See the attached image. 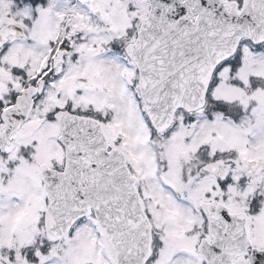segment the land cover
I'll list each match as a JSON object with an SVG mask.
<instances>
[{
    "label": "snow or ice",
    "instance_id": "6c2138e0",
    "mask_svg": "<svg viewBox=\"0 0 264 264\" xmlns=\"http://www.w3.org/2000/svg\"><path fill=\"white\" fill-rule=\"evenodd\" d=\"M0 264H264V0H0Z\"/></svg>",
    "mask_w": 264,
    "mask_h": 264
}]
</instances>
